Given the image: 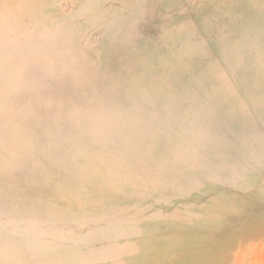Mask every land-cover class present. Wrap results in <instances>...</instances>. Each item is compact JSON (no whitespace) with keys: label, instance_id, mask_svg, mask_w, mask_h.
<instances>
[{"label":"rangeland","instance_id":"obj_1","mask_svg":"<svg viewBox=\"0 0 264 264\" xmlns=\"http://www.w3.org/2000/svg\"><path fill=\"white\" fill-rule=\"evenodd\" d=\"M0 264H264V0H0Z\"/></svg>","mask_w":264,"mask_h":264}]
</instances>
